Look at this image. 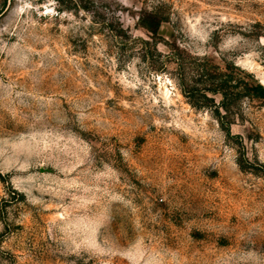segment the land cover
I'll return each instance as SVG.
<instances>
[{"label":"rangeland","instance_id":"1","mask_svg":"<svg viewBox=\"0 0 264 264\" xmlns=\"http://www.w3.org/2000/svg\"><path fill=\"white\" fill-rule=\"evenodd\" d=\"M178 48L264 85V0H0V264H264V103Z\"/></svg>","mask_w":264,"mask_h":264},{"label":"trees","instance_id":"2","mask_svg":"<svg viewBox=\"0 0 264 264\" xmlns=\"http://www.w3.org/2000/svg\"><path fill=\"white\" fill-rule=\"evenodd\" d=\"M166 22L155 14H145L140 18V24L145 28L154 40L159 38L161 25ZM151 45L150 42L146 43ZM170 58L177 63L179 81L183 94L191 99L202 98L205 106H214L215 113L221 115L220 109L230 111V102L234 100V91L238 98H246L264 103V85L255 75L246 72L234 63H226L225 66L216 64L208 57H199L183 52L179 48ZM220 95L222 101L216 104L214 97ZM201 106V105H200ZM221 106V108H219Z\"/></svg>","mask_w":264,"mask_h":264}]
</instances>
